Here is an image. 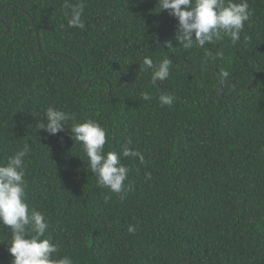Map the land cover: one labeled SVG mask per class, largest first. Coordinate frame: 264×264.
Instances as JSON below:
<instances>
[{
  "label": "trees",
  "instance_id": "obj_1",
  "mask_svg": "<svg viewBox=\"0 0 264 264\" xmlns=\"http://www.w3.org/2000/svg\"><path fill=\"white\" fill-rule=\"evenodd\" d=\"M81 2L83 30L65 6ZM248 3L237 44L222 34L186 50L158 0H0V164L30 145L26 202L46 216L54 259L264 264V0ZM145 57L171 60L165 81ZM48 107L100 123L105 153L132 139L145 161L122 158L123 200L98 184L72 120L42 129ZM11 238L0 225V264H13Z\"/></svg>",
  "mask_w": 264,
  "mask_h": 264
},
{
  "label": "clouds",
  "instance_id": "obj_2",
  "mask_svg": "<svg viewBox=\"0 0 264 264\" xmlns=\"http://www.w3.org/2000/svg\"><path fill=\"white\" fill-rule=\"evenodd\" d=\"M65 6L71 7L68 25L85 29L82 18L84 3ZM158 6L160 11L168 10L178 20L176 39L186 50L214 44L222 39V34L230 36L233 45L237 44L245 22L252 15L248 0H158ZM164 43L168 48L173 47L170 40ZM204 51L206 56H213L208 49ZM143 64L145 70H152L153 84L165 81L170 75L171 60L168 58L156 64L151 58L145 57ZM221 75L227 78L229 73L225 71ZM142 99L150 101L152 96L144 92ZM174 100L175 97L171 94L159 96L161 106L171 105ZM45 119L47 122L42 129L51 135L63 131L67 122L73 121L70 129L73 139L81 142L92 173L98 178V184L119 194L123 200L126 193L125 181L130 170L121 162L122 158H138L141 163L145 161L144 155L132 147V139L126 140L120 152L105 153L108 136L107 130L100 123L91 119L83 123L76 122L72 115L54 107L47 108ZM30 150V145L25 144L22 150L8 158L7 164H0V225L10 227L12 231L8 251L14 257L13 264H73L68 256L53 258V254L59 251L58 244L50 239H41L49 228L46 216L30 209L26 202L25 157ZM128 231L134 233L135 226H130Z\"/></svg>",
  "mask_w": 264,
  "mask_h": 264
},
{
  "label": "water",
  "instance_id": "obj_3",
  "mask_svg": "<svg viewBox=\"0 0 264 264\" xmlns=\"http://www.w3.org/2000/svg\"><path fill=\"white\" fill-rule=\"evenodd\" d=\"M38 41H39V38H38ZM38 47L41 49V45L40 43L38 42ZM217 71V70H216ZM260 75V73H258L256 76ZM256 79V77L254 78V80Z\"/></svg>",
  "mask_w": 264,
  "mask_h": 264
}]
</instances>
